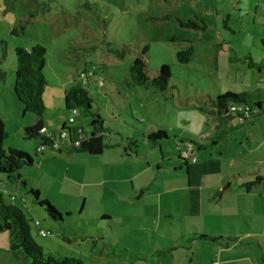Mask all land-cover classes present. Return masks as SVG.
I'll use <instances>...</instances> for the list:
<instances>
[{"label": "rangeland", "instance_id": "374dc122", "mask_svg": "<svg viewBox=\"0 0 264 264\" xmlns=\"http://www.w3.org/2000/svg\"><path fill=\"white\" fill-rule=\"evenodd\" d=\"M177 20L202 22L205 29H183L178 27ZM35 44L46 50V86L42 95L46 134L58 135L63 125L71 128L77 123L84 127L89 124L90 117L74 116L64 109L62 94L73 84L70 77L82 85L84 81L78 79V74L91 71L93 76L87 80L91 111L103 119L111 144L122 139L125 147L128 138L134 142L131 148L139 158L157 164L152 165L156 177L153 184L146 183L142 190L138 188L152 199L147 197L128 206L104 204L100 196L109 186L89 185L87 180L74 176L81 173V167L83 171L84 159L80 158V163L68 161L61 150L45 149L39 154L40 139L25 138L23 130L11 123L8 113L14 114V107L8 100H11L15 68L13 50L16 47L29 49ZM143 47L147 48L143 58L149 77L156 76L161 65L168 67L170 78L163 92L128 82L129 67ZM188 47L193 50L190 61L179 64L176 52ZM0 70L4 73L0 83L3 106L0 120L6 134L2 149L21 150L33 162L42 154L55 156L56 160L44 163L49 167L44 166L39 172L35 163L28 172L34 176L33 189H39V199H47L58 209L55 208L64 220L62 231L71 242L62 241L60 229L36 205L28 190L12 193V187L2 174L0 193L6 201L8 194L14 198V205L28 222L38 246L89 264L93 259L89 257L91 244L102 248V242L91 237L101 230L96 223L98 218L93 220L101 210L107 207L128 209L136 214L157 210L158 196L165 193L161 194L159 208L172 214V225H178L179 211L186 209V199L184 193L173 189L177 188L179 180L187 178L183 162L190 166L191 180H199L203 191L213 185V180L231 171L225 160L217 159L216 149L197 151L196 144L206 141L201 136L208 128L205 119L214 113L212 102L217 94L248 92L250 87L260 86L264 81V0H0ZM68 118L74 120L71 125L67 124ZM19 121V117L13 116V122L18 124ZM150 129L161 130L166 135V139L158 142V147L144 143L143 135ZM235 146L233 143L232 150ZM189 149L193 151L191 154ZM228 154L231 158L232 153ZM178 165L181 169L174 171L173 167ZM157 167L162 168L159 173ZM226 179L231 180V176ZM172 180H176L174 186ZM135 182L139 187L142 180ZM23 198L26 202H22ZM191 203L194 207L193 200ZM118 220L120 224L106 222L103 225V243H109L110 236H117L124 246H135L121 234H112L106 226L111 225L115 232L126 219L118 217ZM126 221L123 226L137 236V225L132 230ZM39 227L46 238L36 235ZM138 241L145 246L140 239ZM7 246L8 237L4 232L0 234V249L7 250Z\"/></svg>", "mask_w": 264, "mask_h": 264}, {"label": "crops", "instance_id": "0c3cea01", "mask_svg": "<svg viewBox=\"0 0 264 264\" xmlns=\"http://www.w3.org/2000/svg\"><path fill=\"white\" fill-rule=\"evenodd\" d=\"M70 80L72 83V77H70ZM245 93L258 97L264 104V81L260 86L257 84V87H250L249 91ZM10 99L8 101L14 107V114L8 113L11 123L16 128L18 125L20 130L33 125L35 122L34 116L22 113V107L15 101L12 92H10ZM8 101L6 104H8ZM2 107L0 104V114L2 113ZM7 112L9 111L7 110ZM130 115L133 116L132 111H130ZM13 116L19 117L18 124L13 122ZM111 118L115 119L117 117L111 115ZM205 123L208 128L201 136L204 140L209 137L217 123L216 114L210 113V117L205 119ZM84 126L77 123L71 128L81 131L80 138H82L89 136L91 132L88 125ZM153 131L150 129L148 133ZM46 133L47 130L43 126L42 134L44 136L49 138L57 136L55 132ZM145 135H143V139L147 145L148 141L145 139ZM108 136L109 134L105 128L102 141L105 147L98 155L67 154L66 142H61V146L57 150L63 151L66 155L65 159L68 161L80 163L79 159H84V163L82 162L84 169L82 171V167L78 165V167H81L79 170L81 173L74 175L75 177L87 180L89 185L109 186L106 193H102V196H100L101 201H105L104 204L112 206L118 203L120 206H128L132 203L144 201L147 197L152 199V196H146L145 192L141 190L145 188L146 183L151 185L155 181L156 177L152 172V165L155 162L150 163L139 158L137 152L131 148L133 145L131 143L134 142L130 139L125 140L126 145L124 147L122 139H119L115 144H111ZM206 143L207 141H202L197 144L204 145ZM233 143L236 144L234 150H232ZM150 147L155 146L150 144ZM209 148L216 149L217 159L225 160L226 165L229 166L228 170L231 171L227 172L228 176L221 175L217 180H213V185L208 187V190L203 191L199 180H191L188 163H182L187 178L179 180L177 188L173 189L184 193L186 199V209L179 211L178 216L181 221L178 225H172L170 221L172 214L160 210L161 194L165 193H158L157 210H144L138 212V214L128 209L122 211L115 208L108 209L107 207L101 210L93 217V220L98 218L96 223L101 230L92 233L91 237H94L96 241L100 240L106 247L123 245L121 239L117 236H110L109 243H103V236L105 235L103 225L106 222L120 224L118 217H123L128 224L130 223V226H128L132 230L135 224L137 225V236L131 230V232L126 230L123 226L125 221L122 225L117 226L115 232L111 225L106 224V226L109 227L112 234H121L123 239L136 244L135 246L123 245L129 254L137 253L146 257L145 261H137L134 264H264V113L253 120L242 123L235 120L230 121L222 140L217 145ZM206 149L196 150L204 151ZM189 150L191 154L193 151L192 149ZM228 152L232 153L231 158H229ZM38 153L41 154L43 151ZM54 157L52 153L42 154L40 157L37 156L38 159L33 164L36 163L40 172L44 166L49 167L44 163L56 160ZM87 157H94V159ZM180 165L178 167L174 166L173 170L175 171L176 168L180 170ZM32 167L29 169H32ZM29 169L22 173V178L26 182V188L33 189V184H35L33 180L35 179L31 172H28ZM160 170L162 168L157 167V173ZM40 175L45 178L43 173ZM67 176L65 172L64 178L67 179ZM230 176L231 180H227L226 178ZM46 179L49 180L50 178L46 177ZM136 180H142L139 187L135 186ZM175 181L172 180L173 186L176 184ZM160 183L163 182H158V184ZM9 186L12 187V193L18 191L15 185L9 184ZM36 190L39 192V189ZM191 191H198V193L192 195ZM43 200L48 202L47 199ZM191 200L195 203L194 207ZM85 201L83 198V202ZM22 202H26L25 198L22 199ZM140 216L142 219H138ZM101 222L102 224H100ZM48 227L52 228L49 224ZM4 232L6 231H1L0 234ZM199 236L205 238L199 239ZM138 239L145 246L142 247ZM156 253L161 254L156 255ZM89 257L93 258L89 260V264H104V262L124 264L114 257L95 258L91 255ZM0 264H17L8 246L7 250L0 249Z\"/></svg>", "mask_w": 264, "mask_h": 264}, {"label": "trees", "instance_id": "16d2710c", "mask_svg": "<svg viewBox=\"0 0 264 264\" xmlns=\"http://www.w3.org/2000/svg\"><path fill=\"white\" fill-rule=\"evenodd\" d=\"M177 25L180 28L193 31H203L205 29V25L202 22L197 24L192 20H177ZM146 51L147 48L143 47L140 55L133 59L129 67L128 82L132 86H147L163 92L167 89L169 83L168 67L161 65L157 70L156 76L149 77L146 74V65L143 58ZM13 53L15 58L12 85L13 97L22 107L23 114H32L35 118L33 125L23 129L24 136L27 139H40V146L49 147L51 139L55 137L49 138L42 134V116L45 111L42 95L46 86L44 75L46 50L40 44H35L29 49L16 47ZM192 53L191 47L178 51L175 54L176 61L179 64H186L190 61ZM3 79L4 73L0 70V83L3 82ZM87 80L82 85L72 81L73 84L63 93V105L66 111L76 110L80 116L90 117L88 127L91 132L87 137L80 138L81 131L78 129L68 128L65 125L61 127L60 132L66 131L68 133V143L65 148L67 154L70 155L87 154L94 156L100 154L105 147L102 142L105 133L103 120L91 111L92 99L87 91L89 86ZM212 106L217 116V123L206 139L207 143L204 145L196 144L197 150L217 145L226 134V128L230 121L235 120L242 123L247 120H253L264 113L263 102L258 97L245 92L230 93L226 91L222 94H217ZM233 106L247 107L251 114L250 118L244 119L236 113H231L230 107ZM5 136L4 126L0 120V174L4 175L5 180L9 184L15 185L18 190H28L36 205L41 207L48 218L60 229L62 241L71 242L62 231L64 220L59 212L47 201L39 199L38 190L26 188L22 173L32 167L33 160L21 150L8 148L4 151L2 149V141ZM145 139L151 145L157 146L159 141L166 139V135L163 131L156 130L147 133ZM75 143L77 144L75 145ZM190 145H193L192 141ZM2 189L5 190L4 187ZM8 199V201L4 200L0 193V232L6 231L8 233V249L16 259L17 264H84L79 259L46 251L38 246L32 238L28 222L22 212L15 207L14 198L8 194ZM198 238L204 239L205 237L199 236ZM89 254L95 258L114 257L124 264H134L137 261H145L146 259L141 254H129L127 249L118 245L106 247L102 244V248L98 249L92 243L89 248ZM160 254L156 253V255Z\"/></svg>", "mask_w": 264, "mask_h": 264}, {"label": "built area", "instance_id": "2783aa9c", "mask_svg": "<svg viewBox=\"0 0 264 264\" xmlns=\"http://www.w3.org/2000/svg\"><path fill=\"white\" fill-rule=\"evenodd\" d=\"M92 76H93V73L91 71H87V72L84 71V72H80L77 77L79 80L86 81L87 79L92 78ZM230 111L231 113H236L237 115H239L240 117L244 119H249L251 116L248 108L245 106H233V107H230ZM70 113L74 116H77L78 114L76 110H71ZM73 122H74L73 118H68L67 124L71 125ZM61 142H66V144L68 143V133L66 131L59 132L55 138L51 139L49 147L39 146L38 151L42 152L45 149L57 150L60 148ZM76 144L77 143H75V145ZM188 152H190V150H188ZM34 224L39 226L38 221H34ZM36 235L40 238H44L46 236V233L40 229L37 231Z\"/></svg>", "mask_w": 264, "mask_h": 264}]
</instances>
